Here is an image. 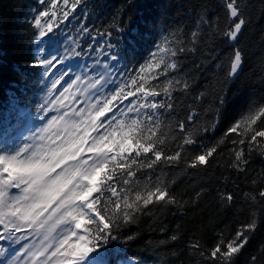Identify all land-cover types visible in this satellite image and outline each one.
<instances>
[{"label": "trees", "instance_id": "trees-1", "mask_svg": "<svg viewBox=\"0 0 264 264\" xmlns=\"http://www.w3.org/2000/svg\"><path fill=\"white\" fill-rule=\"evenodd\" d=\"M238 4L246 23L234 40L224 37L233 23L226 0H83L69 17V49L75 46L73 40L81 41L85 50L89 44L103 47L130 74L157 47L175 46L177 40L186 48L195 47V51L175 57L179 65L176 70L150 83L162 87L166 79L178 77L190 85L187 92H173L172 111L160 110L161 127L157 131L164 144L158 147L167 154L178 149L183 135L177 127L181 120L197 144L187 146L177 164L158 163L151 169L133 166L135 176L128 185L123 183L127 177L119 173L111 182L118 192L126 190L121 195L130 197L159 182L179 205H148L134 214L133 222L105 233L90 245L91 254L103 264H121L129 259L137 263L215 264L207 255L210 250L231 240L237 229L253 218L258 219V227L254 234L249 233L252 239L234 264H251L252 257L255 264H264V199L259 197L264 190V156L258 150L249 151L250 134L242 135L243 125L237 133L226 135L235 122L264 107V0H238ZM37 8L36 0H0V143L12 139L24 127L26 117L37 119L42 114L37 108L42 106L44 80L34 56L37 29L32 20ZM81 26L90 29L83 38L78 32ZM193 31L199 33L195 45ZM236 48L242 52L243 62L229 76ZM92 57H96L94 50L89 56L75 58ZM166 59L172 62L173 58ZM190 112L198 114L192 124L186 120ZM212 125L213 131L204 132ZM254 127H264V118ZM222 139L207 166L187 167L188 159L201 146L216 145ZM240 139L245 140L244 145H239ZM240 148L245 163L237 170L232 165L234 151ZM10 192L18 194V189ZM223 193L233 194L230 206L221 199ZM115 199L105 191L100 206ZM109 207L114 208V204ZM173 235L177 236L174 241Z\"/></svg>", "mask_w": 264, "mask_h": 264}, {"label": "snow or ice", "instance_id": "snow-or-ice-1", "mask_svg": "<svg viewBox=\"0 0 264 264\" xmlns=\"http://www.w3.org/2000/svg\"><path fill=\"white\" fill-rule=\"evenodd\" d=\"M82 2L50 0L48 8L51 11H40L34 18L38 29L36 39L68 21ZM226 8L233 23L224 37L234 40L246 21L238 0H226ZM61 9L62 14H58ZM42 18H46L43 23ZM78 32L83 38L90 29L81 26ZM198 36V31L191 33L193 45ZM72 43L75 46L69 49L67 57H86L94 50L97 58L84 68H102L103 71L95 77L82 72L71 78L72 74L67 71H54L67 57H35L49 81L43 104L37 108L38 113L45 114L40 116L41 121L47 123L26 138L30 142L11 152L0 153V226L4 229L0 232V240H15L21 245L9 264H78L91 250L90 245L112 229L133 222L134 214L148 205H179V201L169 195L168 188L159 182L153 187H145L143 192L137 191L134 197L121 195L126 190L118 192L111 182L119 173L121 177H127L123 183L128 185L130 178L135 176L133 166L151 169L158 163L177 164L183 159L185 148L197 144L181 120L177 127L183 135L178 149L167 154L158 147L164 144L157 131L161 127L160 110L172 111L173 92H187L190 85L178 77L166 79L162 87L150 83L158 81L160 76L167 77L170 70H176L179 65L175 57L185 51L193 52L195 47L186 48L179 40L173 42L175 46L158 47L152 59L141 65L135 75L118 81L116 77L123 74L114 72L107 62V58H113L110 51L105 52L100 46L94 48L92 44L85 50L81 41L73 40ZM111 47V44L107 45L108 49ZM166 55L173 58L172 62H168ZM100 56L106 57L105 60L101 61ZM242 62V52L236 48L228 75L234 74ZM85 80L86 86L81 87ZM109 84H114V89L109 91ZM54 91L59 95L51 99ZM161 96L163 99H158ZM201 97L202 94L197 99ZM81 98L83 106L77 107ZM52 111L57 114L48 118ZM197 115L190 112L186 117L188 124H192ZM261 118H264V107L243 121L235 122L226 135L237 133L243 125L242 135L250 134L249 151L258 150L264 156V127H254ZM214 128L215 125L206 126L204 132ZM223 142L222 139L216 145L201 146L200 151L188 159L187 167L207 166ZM232 143L235 146L237 141ZM238 143L244 145L245 140L240 139ZM141 157L143 159H138ZM244 163L243 149L235 150L232 167L242 170ZM10 189H18V194H12ZM105 191H110L116 199L100 206ZM259 197L264 199V190L259 192ZM221 199L230 206L234 196L223 193ZM255 199L253 196L252 200ZM109 204H114V208ZM257 227L258 219L253 218L237 229L231 240L217 243L208 257L215 264H234L235 258L252 239L249 233L254 234ZM171 239L174 241L177 236L173 235ZM3 252L0 248V254ZM251 264H255V257L251 258Z\"/></svg>", "mask_w": 264, "mask_h": 264}, {"label": "rangeland", "instance_id": "rangeland-1", "mask_svg": "<svg viewBox=\"0 0 264 264\" xmlns=\"http://www.w3.org/2000/svg\"><path fill=\"white\" fill-rule=\"evenodd\" d=\"M36 1H37L38 8L32 12V20L33 21H34L35 16L38 15V13L40 11H44L46 9L51 11L48 8L50 0H44V2H42V0H36ZM62 10L63 9H61L58 12V14H62ZM45 19L46 18H42V23L44 22ZM70 25H71V22L66 21V22H64L58 26H55L53 28V31L47 33L45 36L41 37L40 39H36L35 40L34 56L35 57L40 56L41 58H44V59H52V58L59 59L61 57H67L68 52H69L68 45L71 41L70 32H68ZM37 35H38V29H37ZM157 51H158V47L156 49H154V51L152 52L150 57L142 65H144L146 62L151 60L153 57V53H156ZM105 52H108V51H105ZM110 55L113 58H107V62L109 63L111 69L116 73H122L123 74L122 76L116 77V79L118 81L121 79H127V78L136 74V72L134 74H130V73L126 72L124 70L123 66L121 65V63L119 62V60L112 54V52H110ZM166 57H167V55H166ZM96 58L97 57H92L90 59H88V58L77 59V58H73V57H67L66 59L63 60L62 65H59L56 69H54V71L56 73H60L62 71H67L70 74H72L71 78H74V76L76 74H80L82 72L88 76L95 77L97 75V73L103 71L102 68H96L94 70H88V69H85L84 67L86 65H92ZM105 58L106 57H104V56L99 57V59L101 61H104ZM41 68H42V66H41ZM42 78L44 80L43 87L41 90V102L43 104V99L46 95L47 87L49 86V81L44 76L43 68H42ZM86 84H87V80H85L84 85H81V87L86 86ZM66 86H67V84H64V87H66ZM114 87H115L114 84H109L108 90L110 91V90L114 89ZM58 88H60V86H58ZM60 90L62 91V88H60ZM58 95H59V92L54 91L51 99H55V97ZM65 103H67V101H65ZM79 106H83L82 105V98H81V103L79 105H77V107H79ZM56 114L57 113L55 111H52L51 113L48 114V118H51L52 115H56ZM42 115H45V114L42 113L41 116ZM109 115H111V114H109ZM45 123H47V121L46 120L41 121L40 117L37 119H31V118L26 117V122H25L24 127H22L15 134V136L12 139H6L5 142L0 143V153L11 152V151L17 149L18 147L23 146V144L25 142H30V141H26V138L28 136H30L31 134H33L37 128L42 127L43 124H45ZM0 232H3V231L0 230ZM17 235H19V234H17ZM30 239H32V238H30ZM20 247H21V245L19 243L12 244L9 242L8 239L0 240V248L4 249L3 254H0V264H9V262L12 260V258L19 252ZM90 253H91V250L88 253L84 254L83 257L84 258L86 257L85 259L82 257L84 259L83 261H85L86 264H102V263L92 259L90 256ZM121 264H155V263H152V262H139V263H137L134 260H127L126 262L121 263Z\"/></svg>", "mask_w": 264, "mask_h": 264}, {"label": "bare ground", "instance_id": "bare-ground-1", "mask_svg": "<svg viewBox=\"0 0 264 264\" xmlns=\"http://www.w3.org/2000/svg\"><path fill=\"white\" fill-rule=\"evenodd\" d=\"M166 58H167V57H166ZM83 258H84V257H83ZM83 258H82V259H83ZM85 258H86V257H85ZM85 258H84V259H85ZM82 259H80V260H82ZM84 259H83V260H84Z\"/></svg>", "mask_w": 264, "mask_h": 264}]
</instances>
